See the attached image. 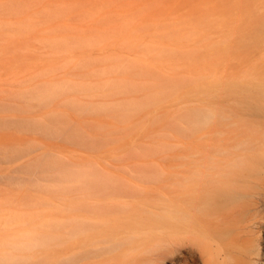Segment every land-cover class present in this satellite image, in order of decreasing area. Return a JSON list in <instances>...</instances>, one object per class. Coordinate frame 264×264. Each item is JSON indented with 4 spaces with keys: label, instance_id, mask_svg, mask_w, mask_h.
<instances>
[{
    "label": "rangeland",
    "instance_id": "rangeland-1",
    "mask_svg": "<svg viewBox=\"0 0 264 264\" xmlns=\"http://www.w3.org/2000/svg\"><path fill=\"white\" fill-rule=\"evenodd\" d=\"M250 20L264 0H0V264H29L36 238L41 264H88V190L121 216L164 199L195 141L204 43L229 59Z\"/></svg>",
    "mask_w": 264,
    "mask_h": 264
},
{
    "label": "bare ground",
    "instance_id": "bare-ground-1",
    "mask_svg": "<svg viewBox=\"0 0 264 264\" xmlns=\"http://www.w3.org/2000/svg\"><path fill=\"white\" fill-rule=\"evenodd\" d=\"M263 26L250 20L248 29L232 30L239 38L228 46L229 59L219 44L210 63L205 41L203 72L187 92L198 105L199 124H187L195 141L186 147L183 171L170 176L164 199L137 204L121 216L119 207L102 205L100 193L88 190V264L117 254L129 264L261 263L264 46L253 62L239 51L257 44L252 33L264 39ZM38 241L23 247L29 264L44 260L47 241Z\"/></svg>",
    "mask_w": 264,
    "mask_h": 264
}]
</instances>
